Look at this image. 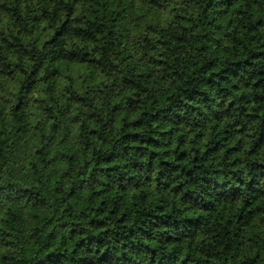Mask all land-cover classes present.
<instances>
[{"label": "trees", "instance_id": "obj_1", "mask_svg": "<svg viewBox=\"0 0 264 264\" xmlns=\"http://www.w3.org/2000/svg\"><path fill=\"white\" fill-rule=\"evenodd\" d=\"M0 264H264V0H0Z\"/></svg>", "mask_w": 264, "mask_h": 264}]
</instances>
